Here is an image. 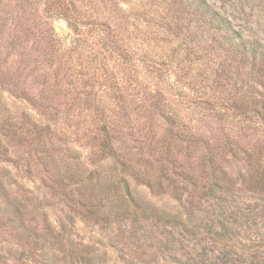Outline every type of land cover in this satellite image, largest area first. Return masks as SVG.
<instances>
[{"label":"trees","instance_id":"obj_1","mask_svg":"<svg viewBox=\"0 0 264 264\" xmlns=\"http://www.w3.org/2000/svg\"><path fill=\"white\" fill-rule=\"evenodd\" d=\"M147 1L152 4L146 5L148 11L137 3L129 7L137 10L126 9L123 18L137 20L146 33L149 26L155 28L164 44L159 53L146 48L138 54L115 24L87 14L82 0H15L13 11L0 19V40L5 37L7 47L4 56L0 52V88L24 94L37 110L56 120L71 114L59 100L65 86L73 84V100L82 105L88 119L76 134L89 140L93 168L68 172L67 167L72 169L66 160L70 153L65 146L58 147L63 133L52 124L27 119V115L28 126L2 115L1 101L0 149L12 139L22 146L34 145L44 166L56 173L53 192L79 220L110 226L118 219L135 218L145 225L143 231L154 226L165 229L167 236L179 232L197 238L205 232L220 250L210 254L214 264H242L250 258L247 264H262L264 225L257 226L252 237L239 241L218 230L227 229L225 225L203 226L200 214L205 203L227 212L242 198L239 193L246 191L252 193L253 204L248 202L252 210L264 208V42L246 37L208 0ZM55 18L66 21L77 38L84 36V29L98 30L95 39H100V44L97 48L92 45L93 51L101 54L104 50L123 64L166 66L163 74L173 75L184 90L199 89L200 95L181 94L182 101L219 125L209 135L201 132L171 110L163 89L150 85L138 91L140 103L135 104L137 92L130 93V85L134 81L142 85V81L132 69L124 85L112 74L106 78L113 91L108 102L102 101L96 90L98 69L93 71L95 83L77 90L80 79L74 76L71 63H63L62 58L53 63L57 50L53 49L56 37L50 21ZM28 45L32 49H27ZM36 54L45 55L42 61L50 65L52 73L41 74L44 86L35 96L25 87V80L34 72L40 75L41 68H32L39 60ZM15 55L20 58L15 60ZM93 58L102 65L105 56ZM10 63L19 64L16 73H10ZM133 112L141 114L140 120L133 119ZM109 168L113 173H127L152 194L176 199L183 213L170 214L135 198L127 178L106 177ZM67 242L64 234L52 227L42 231L32 226L23 205L13 199L0 177V264H100L93 248L78 252L68 249ZM242 242L256 244V253L243 257Z\"/></svg>","mask_w":264,"mask_h":264},{"label":"rangeland","instance_id":"obj_2","mask_svg":"<svg viewBox=\"0 0 264 264\" xmlns=\"http://www.w3.org/2000/svg\"><path fill=\"white\" fill-rule=\"evenodd\" d=\"M82 1L87 5V9L84 10L87 11V14H94L103 21L115 24L116 28L118 27V31L122 33L126 40L130 41L132 44L130 46L138 54L141 49L146 48H152L159 53L160 50L158 48L163 47L162 36L156 33L155 28L149 26L148 33H146L143 30V26L137 20L133 18L125 20L123 18L126 13L125 10L137 3H141L140 8L148 11V6L146 5L151 6L150 1ZM208 1L228 16L246 37L264 42V0ZM14 6L15 0H0V19L7 17L8 13L13 11ZM140 8H138V12L142 11ZM129 10L132 12L137 9L130 8ZM50 23L54 28L56 37L53 49L57 50L55 51L56 57L53 63L56 65L61 58L63 63H71V70L74 76H78L76 79H80L78 86H76L77 90L83 89L84 85L94 84L96 78L93 75V71L94 69L96 71L98 69L99 79L96 83V90L99 91L102 101L108 102V98L112 95L113 91L108 88V81L105 82L106 78L112 74L119 83L124 85L127 72L132 69L133 74L138 73V77H140L139 81H142V85L141 83H137V81H134L130 85V93L137 92L138 99H136L135 104L140 103L141 92L138 93V91L150 85L163 89L167 97L170 98L171 110L201 132H208L209 135L214 132L216 125H219L212 119L204 117L198 111L192 109V107H189V103L186 104L185 101H182L184 98L181 94L185 93L188 96H193L194 94L200 95L199 89H194L192 92L184 90L185 88H182L179 83L175 82L176 78L173 75L163 74L166 66L157 65L155 68H150L143 62H135L131 66L123 64L115 56L110 57V53L104 50L101 51V54L100 52L93 51L94 48L91 46L96 45L94 47L97 48L100 44V39H95V34L98 30L84 29V36L77 38L66 21L55 18ZM5 40V37L3 40H0V52L3 56L7 50ZM28 48L32 49L30 45H28ZM155 53L157 54V52ZM37 55L35 57L39 60L32 64V68H41L38 72L40 75L37 76L36 72H34L32 75L27 76L25 80V87L35 96L44 86V79H42L41 74L45 72L52 73L50 65L42 61L45 55ZM101 55H104L105 59L102 63L100 62L102 65H99V60L97 62V59L93 57L97 58L101 57ZM19 58L16 55L14 56L15 60ZM10 64H13V66L8 65L11 66L10 73H16V68L19 64ZM156 69H159V72H156ZM182 86L185 87L184 84ZM64 89L61 94L62 99L59 102L62 105L66 103V112L71 113L68 117L57 116L56 120H52V116L45 111L37 110L29 100L23 97L24 94H20V92L15 94L6 91L5 88H0V101L3 105L1 106L3 108L1 114L11 117L15 121L24 122L26 126L28 125L26 124L27 120L24 115H27V119H33L40 124H52L54 130L63 133V137L61 136L63 143L58 144V147L62 148L65 146L67 148L65 151L70 153L66 160L69 166H72V169L67 167V171L74 172L77 168L82 167V170L86 168L91 169L93 168V163L89 160V156L91 155L89 140H86L83 135L81 138L80 136L77 137L76 134V130L80 133L82 132L81 130L86 126L88 121L83 116L85 109L77 101L73 100V97H76L73 91V84L68 83ZM61 109L64 110V106H61ZM137 117L141 118V114L136 115V112H133V119L140 120ZM160 123L158 122L157 125H160ZM118 129L123 132L125 131V128L121 125H118ZM64 133H66L65 136ZM118 133L120 134V132ZM12 140L11 142H5L4 147L0 149V177L10 190L13 199L23 205L27 221L32 226L39 227L42 231L45 227H52L55 231H59L60 234H64V237L69 241L67 242L68 249L86 252L89 248H93L94 252L99 255L98 262L100 264H214L210 254L213 251L217 254L216 249L218 248V244L212 243L209 238L210 234L205 232L197 238L191 235H181L179 232H174V234L167 236L165 229L154 226H148L145 228L146 231H143L142 227H145V225L141 224L138 219L134 221L135 218L118 219L110 226L93 225L79 220L69 209L70 206L66 205L62 198L53 192L52 183L54 174L56 173H53L44 166L41 158L39 159V153L35 151V146H22L18 144L17 140ZM96 165L98 166V164ZM105 173L106 177L109 176V178L110 176L127 178L131 193L135 198L145 199L155 207L170 214L179 215L183 213V208L179 201L170 196L152 194L148 187L139 184L136 180L129 177L127 173L120 170L113 173L111 168L105 171ZM104 184L108 185V182ZM250 195L252 193L248 191L239 193V196L242 198L238 197V202L233 203L235 208L231 206L224 213L223 209L220 210L210 206V203H205L202 208L204 211L200 214L203 226L211 223L218 225L217 227L225 225L227 229L219 228L218 230L225 231L226 236L239 241L246 236L252 237L255 234L256 227L264 225V208L260 207L258 210H252L251 206L248 205V202L253 204V201L249 198ZM243 213L245 216H243ZM242 243L244 251H240V253H243V257H248L255 252L256 244L250 242ZM227 250L229 253L230 250ZM217 251L220 250L217 249ZM260 251H262L260 255L264 256V248L260 249ZM261 256L260 261L264 264V257ZM251 260L250 258L247 262L249 263ZM247 262L242 261V264H247Z\"/></svg>","mask_w":264,"mask_h":264}]
</instances>
